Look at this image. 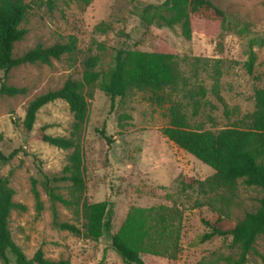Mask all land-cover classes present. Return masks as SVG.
I'll return each mask as SVG.
<instances>
[{
    "label": "rangeland",
    "instance_id": "374dc122",
    "mask_svg": "<svg viewBox=\"0 0 264 264\" xmlns=\"http://www.w3.org/2000/svg\"><path fill=\"white\" fill-rule=\"evenodd\" d=\"M23 27L28 34L15 45L19 57L37 45L50 47L77 39V50L54 60L52 65L30 64L14 69L8 84L25 88L16 97H0V152L9 154L23 147L28 156L19 154L10 163L0 161V176L9 179L15 191L14 200L27 207L10 216V229L15 242L28 258L39 249L52 260H70L71 264H126L112 246V236L134 208L164 206L182 212L181 252L178 259L143 254L146 264H225L224 258L237 256L232 236L204 237L212 226L228 231L246 214L260 208L264 192L240 181L236 190L226 194L225 206L217 210L198 206L202 197L188 183L204 181L214 170L169 141L162 130L169 125V104L159 105L146 92L134 90L125 98H111L100 90L89 98L90 118L84 131V153L89 203L108 201V217L112 227L99 241H91L54 224V211L60 222L82 227L83 220L76 208L53 203L44 186V177L61 176L71 151H64L43 142L38 132L47 126L52 136L69 137L74 123L69 105L58 100L43 107L32 132L23 127L29 103L49 91L60 89L69 79L80 80L86 61L98 58L96 71L99 83L107 80L115 67L117 51L127 47L151 52L159 47L160 39L178 54L180 71L185 84L170 91L173 100L181 103L194 130L214 131L240 123L255 110V90L264 88V0H211L227 15L222 34L207 37L195 34L186 39L180 25L160 27L141 25L138 12L148 4L165 0H32ZM256 55L253 73L247 69L250 52ZM220 72L219 95L214 92V79ZM3 73L0 72V86ZM200 86L207 89L199 110L190 91ZM199 99V97L197 98ZM198 111V112H196ZM105 129L113 139L111 145L101 136ZM33 179L44 208L38 212L32 191ZM70 183L56 184L57 192L71 199ZM220 207L223 209L220 210ZM10 264H16L9 254ZM0 264H4L0 260ZM248 264H264V235L256 242Z\"/></svg>",
    "mask_w": 264,
    "mask_h": 264
},
{
    "label": "trees",
    "instance_id": "16d2710c",
    "mask_svg": "<svg viewBox=\"0 0 264 264\" xmlns=\"http://www.w3.org/2000/svg\"><path fill=\"white\" fill-rule=\"evenodd\" d=\"M46 3L51 9L55 4L53 0H47ZM34 7L32 0H0V72L3 73L0 97H16L26 93L25 88L8 84L9 75L14 69L30 64L52 65L54 60H61L63 56L72 55L77 50V39L72 37L68 43L50 47L37 45L15 57V45L28 34L22 25ZM138 17L145 27L156 25L171 28L180 25L186 39H192L195 34L218 36L227 23L226 13L211 0H165L161 4L145 5L138 12ZM160 41L159 47L151 52L119 48L114 69L109 78L101 83V75L96 71L98 58L92 57L85 63L82 79L69 78L60 89L49 91L29 103L22 122L28 132L34 130L40 110L58 100L66 102L74 116L69 137L52 136L46 132L47 126L41 127L38 132L43 142L71 151L61 176L51 177L39 170L50 200L67 208H76V213L83 220L81 228L60 222L54 211V224L60 230L91 241H99L105 232L111 231L112 223L108 217L110 203L103 201L91 204L84 199L87 190L84 131L90 118L89 98L97 87L111 98L112 110L116 98H125L134 90L148 93L153 103L169 104V125L162 130L163 135L214 170V174L206 180L188 183L203 199L199 201V207L209 206L217 210V203L225 206L228 199L226 194L233 193L240 181L264 192V88L255 90V110L240 123L217 132L194 130L190 127L183 105L168 94L186 82L180 71L178 54L164 40ZM255 61L256 55L251 51L246 64L250 74L253 73ZM218 74L214 79V92L222 101L218 90L221 74ZM190 94L195 99V109L199 110L201 101L207 96V89L200 86L197 91H190ZM99 132L111 145L113 139L106 135L105 129ZM21 153L29 155L23 147L9 154L0 152V161L10 163ZM63 182L71 184V199L57 192L55 185ZM32 191L37 210L41 212L44 204L36 179H33ZM14 196L15 191L9 179L0 176V260L10 264L8 255L12 254L16 264H71L70 260L46 258L42 249L33 258H28L15 242L10 229L12 212L27 210L25 205L15 202ZM259 203L260 208L246 214L233 229L225 231L212 226L213 231L204 237V240H209L216 235L232 236V244L239 253L237 256L225 257V264H248L257 240L264 235V197ZM181 215L182 212L164 206L131 209L119 231L112 236V246L126 264H146L143 254L175 261L182 250V227L178 222Z\"/></svg>",
    "mask_w": 264,
    "mask_h": 264
}]
</instances>
